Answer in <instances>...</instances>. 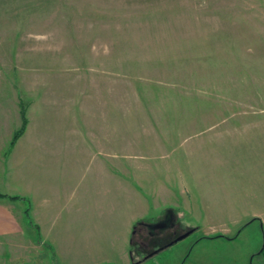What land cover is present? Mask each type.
Here are the masks:
<instances>
[{
	"label": "rangeland",
	"instance_id": "rangeland-1",
	"mask_svg": "<svg viewBox=\"0 0 264 264\" xmlns=\"http://www.w3.org/2000/svg\"><path fill=\"white\" fill-rule=\"evenodd\" d=\"M90 135L192 203L196 231L134 264H264V0H0V182Z\"/></svg>",
	"mask_w": 264,
	"mask_h": 264
},
{
	"label": "crops",
	"instance_id": "crops-1",
	"mask_svg": "<svg viewBox=\"0 0 264 264\" xmlns=\"http://www.w3.org/2000/svg\"><path fill=\"white\" fill-rule=\"evenodd\" d=\"M87 136L58 151L33 140L31 182H0L6 197L0 199V264L27 256L37 264L42 258L51 264H132L128 244L135 223L172 210L180 224L178 212L190 210L177 182L121 180L118 159L110 167L103 163L97 137L90 135L88 146Z\"/></svg>",
	"mask_w": 264,
	"mask_h": 264
},
{
	"label": "trees",
	"instance_id": "trees-1",
	"mask_svg": "<svg viewBox=\"0 0 264 264\" xmlns=\"http://www.w3.org/2000/svg\"><path fill=\"white\" fill-rule=\"evenodd\" d=\"M20 129L14 133L10 142L9 149L14 145L15 141L21 136L25 121L21 119ZM1 198H6L0 195ZM10 201H15L17 198H7ZM24 214H27L25 210ZM162 216L155 221L142 220L135 223L131 229L128 244L129 261L134 264L135 258H139L141 262L151 259L160 252L173 245L174 241L184 232L176 218V214L172 210H166ZM256 221V220H252ZM194 230H187L189 235ZM261 252L260 254H262Z\"/></svg>",
	"mask_w": 264,
	"mask_h": 264
},
{
	"label": "water",
	"instance_id": "water-1",
	"mask_svg": "<svg viewBox=\"0 0 264 264\" xmlns=\"http://www.w3.org/2000/svg\"><path fill=\"white\" fill-rule=\"evenodd\" d=\"M189 235V233L183 234L180 237H178L173 244L180 242L181 240H183L184 238H186Z\"/></svg>",
	"mask_w": 264,
	"mask_h": 264
},
{
	"label": "flooded vegetation",
	"instance_id": "flooded-vegetation-1",
	"mask_svg": "<svg viewBox=\"0 0 264 264\" xmlns=\"http://www.w3.org/2000/svg\"><path fill=\"white\" fill-rule=\"evenodd\" d=\"M187 232H185L184 234H186ZM183 235V234H182ZM263 252L264 253V243L262 244V248H261V251L259 252V254Z\"/></svg>",
	"mask_w": 264,
	"mask_h": 264
}]
</instances>
